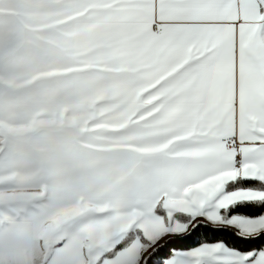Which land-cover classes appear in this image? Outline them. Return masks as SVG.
I'll return each instance as SVG.
<instances>
[{
	"label": "snow or ice",
	"instance_id": "obj_1",
	"mask_svg": "<svg viewBox=\"0 0 264 264\" xmlns=\"http://www.w3.org/2000/svg\"><path fill=\"white\" fill-rule=\"evenodd\" d=\"M12 2L0 124L5 83L27 82L8 123L59 122L110 179L73 204L46 182V202L30 197L23 145L0 126V264L21 232L46 264H264V0Z\"/></svg>",
	"mask_w": 264,
	"mask_h": 264
},
{
	"label": "crops",
	"instance_id": "obj_2",
	"mask_svg": "<svg viewBox=\"0 0 264 264\" xmlns=\"http://www.w3.org/2000/svg\"><path fill=\"white\" fill-rule=\"evenodd\" d=\"M16 4L12 0H4L0 5V18L5 22L15 16ZM68 41L62 42L61 54H66ZM27 82L5 83L4 116L0 126L12 142L23 145L21 170L25 173L26 192L30 197L44 201L43 184L56 186L54 192L49 191L48 199L53 204H73L81 197L87 198L97 193L110 177L96 164L80 159L79 150L73 144L72 130L61 127L59 122L42 132H36L22 123L9 124V113L17 108V93L29 87ZM62 89L53 87L52 94H59ZM86 90L74 89L70 96L69 107L72 113H79L87 107ZM168 239V238H166ZM163 241H161L162 243ZM5 264H46L44 252L32 238V233L21 232L17 236V250L13 257L6 258ZM67 264H79L76 256L67 258Z\"/></svg>",
	"mask_w": 264,
	"mask_h": 264
},
{
	"label": "trees",
	"instance_id": "obj_3",
	"mask_svg": "<svg viewBox=\"0 0 264 264\" xmlns=\"http://www.w3.org/2000/svg\"><path fill=\"white\" fill-rule=\"evenodd\" d=\"M202 236H203V232H201L200 236L193 237L191 240L187 241V244L194 245L197 242V240L202 238ZM168 239H177V238H168ZM162 243H164V241Z\"/></svg>",
	"mask_w": 264,
	"mask_h": 264
}]
</instances>
